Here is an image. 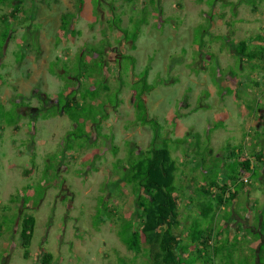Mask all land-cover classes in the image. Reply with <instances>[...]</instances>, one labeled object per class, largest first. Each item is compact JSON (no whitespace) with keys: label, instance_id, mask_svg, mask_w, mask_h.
Wrapping results in <instances>:
<instances>
[{"label":"rangeland","instance_id":"obj_1","mask_svg":"<svg viewBox=\"0 0 264 264\" xmlns=\"http://www.w3.org/2000/svg\"><path fill=\"white\" fill-rule=\"evenodd\" d=\"M141 5L148 8L146 21L133 46L122 45L135 59L133 70L118 74L117 51L103 53L108 89H100L97 100L109 104L106 114L96 117V124L86 122L87 145L67 140L75 125L65 114L44 117L49 108L38 110L40 97L54 99L66 88L65 77L74 81L77 72H88L94 64L79 57L80 49L101 40L114 45L119 32L108 26L110 15L129 30ZM19 6L23 11L13 18L12 6L0 5V21L10 29L0 54V264H40L43 251L49 255L45 264H150L146 245L135 253L122 243L133 230V196L122 181L111 183L125 170L114 165L125 158L124 142L145 149L152 136L149 124L137 123L129 102V82L144 67L152 85L143 96L148 114L169 130L170 139L193 135L183 144L169 143L180 176L199 180L197 170H188L198 161L195 137L198 151L206 149V160L224 155L227 143L244 141L260 176L247 175L244 190L229 185L235 198L216 209L214 228L221 234L210 236L223 249L215 264H264V167L251 154L261 149L264 159L261 140L255 143L264 130V109L255 107L256 101L264 103V56L238 62L233 49L242 39L249 47L264 45V0H83L72 20L73 33L64 38H57L59 15L75 10L71 0H22ZM90 82L76 79L75 89L91 88ZM223 170L209 175L215 187L227 184ZM191 186H186L191 203L178 197L175 233L189 222L185 216L195 214ZM11 195L17 196L14 202ZM28 216L33 226L25 254L19 230Z\"/></svg>","mask_w":264,"mask_h":264},{"label":"trees","instance_id":"obj_2","mask_svg":"<svg viewBox=\"0 0 264 264\" xmlns=\"http://www.w3.org/2000/svg\"><path fill=\"white\" fill-rule=\"evenodd\" d=\"M21 1L0 0V5L12 6V11H10L9 15L15 18L16 13L23 11L22 7L19 6ZM71 1L75 10L60 13L57 38H64L67 37L68 33H73L72 20L81 9L83 0ZM126 1L132 2L134 0ZM154 3L155 0H150V4ZM147 9L144 5L140 6L139 14L133 18L129 30L120 27L117 15L111 14L107 24L119 32L115 44L111 45L107 40H101L95 45L89 44L80 49L79 57L85 63L90 61L94 65L88 72H77L76 79H91L90 83L93 87H85L79 91L75 89L76 79L73 81V78L64 76L67 81L66 88L57 92V97L48 100L40 97L42 105L38 107V110L44 111V109L49 108L44 111V117H46V113L50 114L47 116L65 114L75 125V130H70L66 133L65 138L67 140H78L81 145L88 144L90 132L84 128L86 122L96 124V117L105 116L106 112L104 109L109 105L107 102L102 101L101 103L99 99V101L97 100L100 89H108L107 85L103 83L106 73H109L105 66L103 53L110 49L117 51L120 58L117 61L118 66H120V69H117L118 74L124 69H128L131 72L135 59L133 55L122 51V45L127 42L130 47L133 46L139 25L145 23L146 16L149 14ZM152 12H157V10L155 9ZM0 22L2 24L0 29L1 54L2 43L6 40L10 29L3 19ZM29 48L31 47L29 46ZM233 49L237 55L238 62L259 60L264 56V45L249 47L248 42L243 39L237 41ZM34 50L37 54L38 47L36 46ZM92 53L96 55L91 60L89 58L85 60V56L87 54L92 55ZM18 55L21 57V54ZM262 66L264 67V65ZM101 72V76L98 75ZM147 72L148 67H144L135 75V79L129 82V102L134 108L137 123L141 125L149 124L152 136L145 149L140 148L135 142L130 140L124 142L126 147L125 158H117L114 165L116 167L125 165V170L117 180L111 182L112 184L117 182L116 186L121 181L127 184L133 196L132 211H129V215H132L134 220L133 230L130 227L129 230H132L130 233L128 232L130 239L128 242L124 239L122 243L126 249L131 251L139 249L141 244L146 245L150 264H215L216 256L223 250L222 247L214 245L212 240L214 236L218 237L221 234L220 229L215 231L216 229L214 228V222L217 217L216 209L225 202L230 203L234 200L235 194L230 190L229 185L235 189L244 190L249 184L243 182L240 177L248 175L250 178L256 179L260 176L261 171L254 166L252 160L245 153L244 141L233 146H229L227 143L224 147L226 151L224 155L217 156L212 154L206 160V149L201 148L200 151L202 153L198 151V139L195 137L194 155L198 156V161L192 167H188V170L189 172L192 169L197 170L200 182L193 175L182 173V176H180L179 173L175 172L178 163L171 156L169 143H174L175 145L177 143L183 144L187 137L193 135L187 133L182 138L170 139L168 136L169 130L163 129L156 118L148 114L143 96L148 94L152 85L146 81ZM117 77L119 84H121L120 75ZM225 89L228 92L230 91L229 88ZM255 103V107L264 109V103L260 104L258 101ZM99 106H101L102 112L98 111ZM16 113L18 115V110ZM216 125L213 124V126ZM92 128L94 130L95 125L91 126ZM254 134L257 135L256 132ZM256 138H258V141L255 140V143L259 144L261 140V146L264 149V130ZM110 149L114 152L116 148L111 145ZM261 153V149L251 152L258 163H261L264 167V159ZM185 158H187V155ZM181 165L184 166L185 164L182 163ZM222 168L224 172L221 175L227 184L223 183L220 187H215V182L209 179V175L214 171H221ZM187 177H189L188 180ZM182 178L185 179L184 182H182ZM190 183L192 184L191 193L196 196L195 201L192 203V210L195 214L185 216L186 222H189L182 226V232L175 233L173 229L180 225L178 219V197H186L190 203L193 200L188 195L190 190H186V186H190ZM214 187L215 190L213 191L212 188L214 189ZM15 199H17V196L11 195L9 201L14 202ZM32 226V216L26 217L20 224L19 237L25 254L29 246ZM124 230L127 231V228ZM181 235L184 237H181ZM41 257L40 264L47 263L49 255L43 251L41 252Z\"/></svg>","mask_w":264,"mask_h":264},{"label":"built area","instance_id":"obj_3","mask_svg":"<svg viewBox=\"0 0 264 264\" xmlns=\"http://www.w3.org/2000/svg\"><path fill=\"white\" fill-rule=\"evenodd\" d=\"M247 175L245 176H241L240 179L243 181V182H248V179H247Z\"/></svg>","mask_w":264,"mask_h":264}]
</instances>
